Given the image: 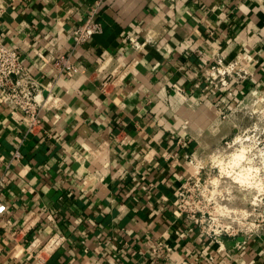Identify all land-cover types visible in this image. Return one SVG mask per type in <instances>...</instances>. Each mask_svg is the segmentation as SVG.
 <instances>
[{
	"label": "crops",
	"instance_id": "1",
	"mask_svg": "<svg viewBox=\"0 0 264 264\" xmlns=\"http://www.w3.org/2000/svg\"><path fill=\"white\" fill-rule=\"evenodd\" d=\"M93 1L0 0V43L56 83L38 134L0 106V264H264V235L241 250L211 242L177 203L186 156L225 142L220 113L264 92V0H106L102 34L75 48ZM217 54L258 61L233 96L206 89ZM61 56L72 77L54 68ZM5 219L29 231L14 240Z\"/></svg>",
	"mask_w": 264,
	"mask_h": 264
},
{
	"label": "built area",
	"instance_id": "2",
	"mask_svg": "<svg viewBox=\"0 0 264 264\" xmlns=\"http://www.w3.org/2000/svg\"><path fill=\"white\" fill-rule=\"evenodd\" d=\"M106 0H94L93 5L87 15V19L72 32V41L75 48L87 44L94 37L101 35L103 27L100 18V11L103 9ZM129 42L136 50H141L144 46L134 38H129ZM258 61L250 56H245L239 60L227 62L225 57L217 54L208 68L207 82L208 89L211 87L216 91L226 92L229 96H233L235 89L242 86L255 77L254 72L250 69L256 66ZM54 68L62 75L72 77L76 72V66L71 62L70 57L61 56L53 62ZM55 85L53 80H47L45 76L38 78L35 77L21 61L20 54L16 49H9L0 43V106L6 107L16 120L25 126L26 134L35 135L42 131L43 120L42 114L45 110L52 109L56 102ZM174 92L180 98L186 99L185 91L174 86ZM251 96L253 99L257 95L247 94L243 99L234 107L229 110H224L220 113L223 121L228 120L229 114L237 112V109L244 103L246 99ZM263 99L257 100L255 103L261 104ZM228 143L227 141L225 142ZM223 155H211V151L205 154L198 155L191 153L186 156V159L192 168L190 176L184 180L178 189L177 203L179 212L185 217L188 230L194 232L198 230L201 235L208 238L211 242L219 244L223 239L221 233L224 231V225L218 224V231L206 232L202 225L205 222H218L219 219L225 217L224 214L216 215V211H209L204 202L201 200L203 188V180L209 177L207 174V166L209 161L219 162L224 158ZM14 158L19 160L21 158L20 151H16ZM230 159V156L228 157ZM262 158H264V151H262ZM260 157V163L263 159ZM221 168V167H220ZM222 170V168H221ZM206 176V177H204ZM6 188L5 181L0 179V219L6 218L7 207L3 202V193ZM206 208V209H205ZM235 214V213H234ZM233 215V214H232ZM231 218V216H228ZM236 216V215H234ZM243 217V216H242ZM7 219V218H6ZM5 219V220H6ZM8 223L7 232L14 240H18L21 234L29 231V219L23 223L22 228H12V222L6 220ZM257 227V228H255ZM264 235V226H253L252 229L246 232L240 242L236 245L238 250H241L246 243L253 239ZM165 245H161L154 249L156 254L164 251ZM220 251L223 247L220 245ZM38 260H42L39 253L36 255Z\"/></svg>",
	"mask_w": 264,
	"mask_h": 264
},
{
	"label": "rangeland",
	"instance_id": "3",
	"mask_svg": "<svg viewBox=\"0 0 264 264\" xmlns=\"http://www.w3.org/2000/svg\"><path fill=\"white\" fill-rule=\"evenodd\" d=\"M260 99L263 101L257 105L255 102ZM228 114L230 115L227 120L228 143L225 141L218 144L211 151V155L225 157L220 163L209 161L206 176L210 175L207 180H203L201 192L203 197L201 200L205 207L209 211H216L215 217L222 214L225 217L219 219V223L217 220L214 223L205 222L202 228L206 232H212L218 231V224L224 225L221 238L239 241L254 225L264 226V168L259 159L264 151V92L253 99L250 96L236 113ZM255 155L258 158L253 160V163L256 162L262 171H248L250 167L258 169L254 164H246L249 162L248 159L251 160ZM237 161L240 165L236 164ZM237 173L240 177H236ZM247 173L250 174L252 187L243 181Z\"/></svg>",
	"mask_w": 264,
	"mask_h": 264
},
{
	"label": "bare ground",
	"instance_id": "4",
	"mask_svg": "<svg viewBox=\"0 0 264 264\" xmlns=\"http://www.w3.org/2000/svg\"><path fill=\"white\" fill-rule=\"evenodd\" d=\"M243 157V156H242ZM254 158H252L251 160L250 159H248V161L249 162H247L246 164H250V165H252V164H254V166L256 167H258V169H255V168H253V167H250L251 169H248V171H252V170H260V171H262L261 169H259V166L256 164V162H254L253 163V160H255V159H257L258 157L255 155V156H253ZM260 157L262 158V154L259 156V159H260ZM263 159V161H262V163L264 164V158H262ZM261 161V160H260ZM243 162V161H242ZM236 163V162H235ZM237 165H240V162L239 161H237V163H236ZM242 164V163H241ZM264 168V167H263ZM243 170L241 169L240 170V172H242ZM247 171V172H248ZM227 173H229V172H227ZM245 175V174H244ZM249 173H247L246 175H245V177H244V179H243V181L245 182V183H248V185H250L251 184V179H250V177H249ZM258 176V175H257ZM236 177H240V174L239 173H237V175H236ZM239 179V178H238ZM258 179V178H257ZM241 180V179H240ZM243 182V183H244ZM257 183V182H256ZM254 184H255V182H254ZM251 186V185H250ZM252 187V186H251ZM258 187V186H257ZM230 216V215H229Z\"/></svg>",
	"mask_w": 264,
	"mask_h": 264
}]
</instances>
